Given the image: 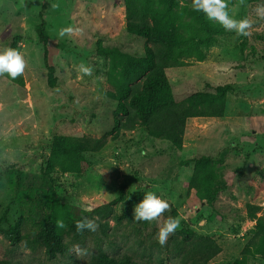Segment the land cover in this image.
Masks as SVG:
<instances>
[{
	"label": "rangeland",
	"instance_id": "rangeland-1",
	"mask_svg": "<svg viewBox=\"0 0 264 264\" xmlns=\"http://www.w3.org/2000/svg\"><path fill=\"white\" fill-rule=\"evenodd\" d=\"M227 3L234 19L254 22L250 35L225 30L204 48V60L188 59L186 65L167 70L177 100L198 91L213 92L217 85H233L224 116L190 118L178 149L144 128L115 131L119 106L108 92L124 60L102 55L98 46L137 58L146 55V40L127 30L125 0H0V51L15 48L27 62L23 84L0 76V218L7 215L15 222L31 216L39 221L50 211L52 189L42 174L57 134H87L106 141L101 151L86 154L92 165L80 173H53L58 203L88 209L121 199L114 205L121 219L103 220L109 222L108 235L97 219L98 230L84 243H70V250L73 245L87 249L83 258L74 251L51 258L44 249L32 250L26 240L13 246L3 234L0 258L15 264H88L101 247L110 256L159 264L150 242L173 210L179 228L187 224L221 244L222 251L209 264H232L242 257L256 225L247 218L246 204L264 207V19L255 12L264 0ZM186 8H192V0H176L175 11L189 21ZM42 13L49 38L47 59L36 29ZM68 27L73 33L61 37L60 31ZM82 63L93 68L91 75L79 71ZM202 153L213 156L229 182L212 206L185 186L194 171L190 161ZM35 187L45 192L33 195ZM149 191L167 200L170 210L159 221H136L134 206ZM29 229L26 224L24 232ZM163 264L180 260L171 257ZM248 264H264V256H251Z\"/></svg>",
	"mask_w": 264,
	"mask_h": 264
},
{
	"label": "trees",
	"instance_id": "trees-1",
	"mask_svg": "<svg viewBox=\"0 0 264 264\" xmlns=\"http://www.w3.org/2000/svg\"><path fill=\"white\" fill-rule=\"evenodd\" d=\"M241 1V0H240ZM252 0H244L248 3ZM176 0H125L126 27L129 33L146 40V55L137 58L124 53L114 47L98 46V51L105 56L122 58L124 61L120 77L111 80L112 89L109 96L118 101L119 110L115 115V128L118 134L121 131H134L144 128L154 138L166 140L176 148L181 149L188 121L194 117H223L226 112L228 93L233 90L232 84H222L214 87L213 92H194L183 100H177L167 70L187 64L188 59L202 61L206 53L204 48L217 42V35L225 29L215 21H209L203 12L186 8V15L191 20L184 21L182 15L175 11ZM193 27L194 30H190ZM39 40L44 45L47 59L49 42L44 14L36 27ZM11 81L23 84L22 76ZM51 86L54 79L50 78ZM106 145L102 137L87 134L63 135L53 137L51 153L43 167V179L50 180L52 192L50 211L39 221L31 216H20L11 222L7 215L0 218V234L13 246L26 240L32 250L44 249L51 258L59 254L69 253L70 243H84L92 232L85 231L79 234L75 222L83 217L98 218L102 232L108 235V221L113 217L120 220L115 212V204L121 201L96 204L88 208L72 209L63 206L55 199L52 175L63 171L80 173L84 167L92 165L86 154L99 152ZM194 171L185 186L190 194L196 195L209 206L217 200L219 193L228 188V180L212 155L200 154L194 160ZM189 163V161L185 162ZM45 176V177H44ZM46 181V180H45ZM45 192L43 187H35L32 194ZM48 193V192H47ZM247 218L256 222L251 235L242 250V257L232 264H248L249 258L255 255L264 256V207L258 204H246ZM261 213V214H260ZM125 214L130 216L129 209ZM177 210H173L172 217L177 218ZM57 219H63L67 227L58 229L55 226ZM30 229L25 231V225ZM69 237V240H67ZM150 246L156 250L159 264L166 259L177 257L180 264H209L221 251L222 246L216 238L200 234L190 226L183 225L174 235L168 238L167 243L161 246L156 236L152 237ZM0 264H15L9 259L0 258ZM88 264H138L131 256L114 257L99 247Z\"/></svg>",
	"mask_w": 264,
	"mask_h": 264
},
{
	"label": "clouds",
	"instance_id": "clouds-1",
	"mask_svg": "<svg viewBox=\"0 0 264 264\" xmlns=\"http://www.w3.org/2000/svg\"><path fill=\"white\" fill-rule=\"evenodd\" d=\"M244 0H241L243 3ZM56 7V5H52ZM194 11L203 12L209 21L218 22L226 31L235 32L238 36L250 35L253 21L247 17L234 19L229 15L227 0H192ZM256 15L264 19V5H258L255 9ZM74 29L68 27L62 29L59 35L72 34ZM79 31V29H75ZM27 62L23 54L15 48H6L0 51V76L7 74L12 79L22 76L25 72ZM79 71L84 75H91L93 68L91 66L80 64ZM170 210V204L167 200L156 195L154 192H146L144 198L134 206L133 219L136 221H159L166 211ZM91 211V209H85ZM98 218L83 217L75 222L76 231L83 234L85 231L96 232L99 228ZM55 226L58 229H65L67 225L63 219H57ZM180 227V220L175 217H168L163 222L157 232L156 240L164 246L168 238L174 235ZM70 251H74L78 258H83L88 254L87 249H82L79 245H73Z\"/></svg>",
	"mask_w": 264,
	"mask_h": 264
},
{
	"label": "crops",
	"instance_id": "crops-1",
	"mask_svg": "<svg viewBox=\"0 0 264 264\" xmlns=\"http://www.w3.org/2000/svg\"><path fill=\"white\" fill-rule=\"evenodd\" d=\"M194 118H196V117H194ZM188 126V125H187Z\"/></svg>",
	"mask_w": 264,
	"mask_h": 264
}]
</instances>
